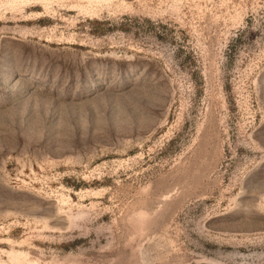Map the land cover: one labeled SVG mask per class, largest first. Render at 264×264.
<instances>
[{
  "label": "rangeland",
  "instance_id": "374dc122",
  "mask_svg": "<svg viewBox=\"0 0 264 264\" xmlns=\"http://www.w3.org/2000/svg\"><path fill=\"white\" fill-rule=\"evenodd\" d=\"M0 264H264V0H0Z\"/></svg>",
  "mask_w": 264,
  "mask_h": 264
}]
</instances>
